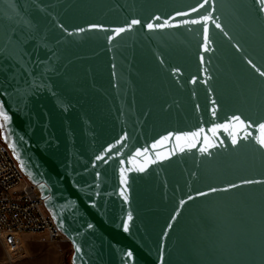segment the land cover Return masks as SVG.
I'll use <instances>...</instances> for the list:
<instances>
[{
  "label": "water",
  "instance_id": "water-1",
  "mask_svg": "<svg viewBox=\"0 0 264 264\" xmlns=\"http://www.w3.org/2000/svg\"><path fill=\"white\" fill-rule=\"evenodd\" d=\"M261 72L262 0H0L1 135L71 264H264Z\"/></svg>",
  "mask_w": 264,
  "mask_h": 264
},
{
  "label": "built area",
  "instance_id": "built-area-1",
  "mask_svg": "<svg viewBox=\"0 0 264 264\" xmlns=\"http://www.w3.org/2000/svg\"><path fill=\"white\" fill-rule=\"evenodd\" d=\"M39 233L51 241H69L55 224L37 184L0 137V240L5 244L8 235L24 238Z\"/></svg>",
  "mask_w": 264,
  "mask_h": 264
},
{
  "label": "rangeland",
  "instance_id": "rangeland-1",
  "mask_svg": "<svg viewBox=\"0 0 264 264\" xmlns=\"http://www.w3.org/2000/svg\"><path fill=\"white\" fill-rule=\"evenodd\" d=\"M4 241L6 245L0 240V264H71L69 241H51L43 233L24 238L8 235Z\"/></svg>",
  "mask_w": 264,
  "mask_h": 264
},
{
  "label": "snow or ice",
  "instance_id": "snow-or-ice-1",
  "mask_svg": "<svg viewBox=\"0 0 264 264\" xmlns=\"http://www.w3.org/2000/svg\"><path fill=\"white\" fill-rule=\"evenodd\" d=\"M206 2H207V0H206ZM262 2H264V0H262ZM202 6H203V5H202ZM208 19H210V17H205V20H208ZM138 23H139L138 20H133V21H132V24H138ZM191 23H199V21L193 20V21H191ZM152 27H153L152 24H149V25H148V28H149V29H151ZM216 27L219 28L220 25L217 24ZM125 30H126V29H124V28H119V29H116L115 31L117 32V34H119L120 32H123V31H125ZM207 31H208V29H207V27H205V29H204V32H205V40H204V42H205V46H206V47H205V50H207V42H208ZM260 74H261L262 76H264V72H261ZM0 116L3 117V119H4L5 122H7V121L9 120L8 115L3 111L2 107H0ZM236 119L239 120V117H236ZM260 127H261V129H264V124H262ZM193 135H196V134L193 133ZM177 139H180V137H177ZM233 143H236V141L233 140ZM259 143L261 144V147H264V138L260 139ZM201 151H202V152H203V151H206V149H201ZM97 159H98V160H99V159H102V157H99V156H98ZM140 170L143 171V169H140ZM121 183H122V184H123V183H126V178H124L123 176H122V178H121ZM244 183H252V181H245ZM233 187H235V185H233ZM121 195H124V196H125V199H127V196H126L123 192L121 193ZM128 219L131 220V214H129ZM124 231H128V225H127V223L124 224ZM77 251H79V249H77ZM129 255H131V254L129 253Z\"/></svg>",
  "mask_w": 264,
  "mask_h": 264
},
{
  "label": "trees",
  "instance_id": "trees-1",
  "mask_svg": "<svg viewBox=\"0 0 264 264\" xmlns=\"http://www.w3.org/2000/svg\"><path fill=\"white\" fill-rule=\"evenodd\" d=\"M0 137H1V139H2V141L4 142V140H3V138H2V135H1V132H0ZM5 143V142H4ZM6 144V143H5ZM7 145V144H6Z\"/></svg>",
  "mask_w": 264,
  "mask_h": 264
}]
</instances>
